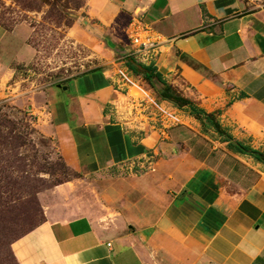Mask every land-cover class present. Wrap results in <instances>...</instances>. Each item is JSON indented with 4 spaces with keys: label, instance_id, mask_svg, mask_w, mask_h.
I'll list each match as a JSON object with an SVG mask.
<instances>
[{
    "label": "crops",
    "instance_id": "obj_1",
    "mask_svg": "<svg viewBox=\"0 0 264 264\" xmlns=\"http://www.w3.org/2000/svg\"><path fill=\"white\" fill-rule=\"evenodd\" d=\"M85 11L88 29L74 32L104 59L50 90L43 133L80 174L53 189L71 194L64 210L78 211L72 190H88L83 180L101 181L102 199L16 240L18 263L264 264V163L237 149L264 153V0H87ZM133 20L161 37L153 67L191 102H172L183 123L165 138L125 127L113 110L127 76V97L147 85L159 100L120 61L127 49L116 45L112 56L99 38L129 40ZM13 37L0 25V92L16 53L24 62L35 55ZM150 155L154 171L132 165Z\"/></svg>",
    "mask_w": 264,
    "mask_h": 264
},
{
    "label": "rangeland",
    "instance_id": "obj_2",
    "mask_svg": "<svg viewBox=\"0 0 264 264\" xmlns=\"http://www.w3.org/2000/svg\"><path fill=\"white\" fill-rule=\"evenodd\" d=\"M86 4L87 0H0L2 26L35 50L26 62L16 53L14 75L0 92V264H19L12 244L48 218L82 214L84 204L94 208L98 197L102 199L98 189L103 183L83 180L88 190H72L78 211L64 210L71 194L53 189L80 179V174L66 165L55 140L43 133L51 121L50 90L104 59L74 32L88 29ZM123 37L117 44L106 32L99 34L111 55L116 45L128 50L125 44L130 42ZM114 177L119 182L128 178L118 173Z\"/></svg>",
    "mask_w": 264,
    "mask_h": 264
},
{
    "label": "built area",
    "instance_id": "obj_3",
    "mask_svg": "<svg viewBox=\"0 0 264 264\" xmlns=\"http://www.w3.org/2000/svg\"><path fill=\"white\" fill-rule=\"evenodd\" d=\"M130 49L119 56L120 61L127 62V56L134 58L138 64L153 66L160 54V36L153 32V29L141 20H133L127 30ZM131 71V70H130ZM129 76L124 77L121 85H124L125 99L121 104L113 106L116 115L121 117L120 123L125 127H149L157 132L162 138L168 135V131L183 123L180 111L167 100H158L153 94L139 85V92L132 96L128 94L130 85ZM156 157L150 155L140 162L132 165L141 170L154 171L153 167Z\"/></svg>",
    "mask_w": 264,
    "mask_h": 264
},
{
    "label": "trees",
    "instance_id": "obj_4",
    "mask_svg": "<svg viewBox=\"0 0 264 264\" xmlns=\"http://www.w3.org/2000/svg\"><path fill=\"white\" fill-rule=\"evenodd\" d=\"M0 25H2L0 23ZM127 65L129 69L137 76H141L153 89H157L158 97L160 100H167L175 103L179 107H184L191 104V102L182 97V95L176 91L172 86L168 85L163 79L161 74L156 72L155 67L145 66L138 64L134 58L127 56ZM209 116H207L208 118ZM237 149L242 153H248L252 155L259 162L264 163V153L256 150H252L247 146L238 144ZM237 146V145H236ZM23 237V236H22ZM14 255V254H13ZM15 257V256H14ZM16 259V258H15ZM17 261V260H16ZM18 262V261H17Z\"/></svg>",
    "mask_w": 264,
    "mask_h": 264
},
{
    "label": "water",
    "instance_id": "obj_5",
    "mask_svg": "<svg viewBox=\"0 0 264 264\" xmlns=\"http://www.w3.org/2000/svg\"><path fill=\"white\" fill-rule=\"evenodd\" d=\"M61 86V85H60Z\"/></svg>",
    "mask_w": 264,
    "mask_h": 264
}]
</instances>
